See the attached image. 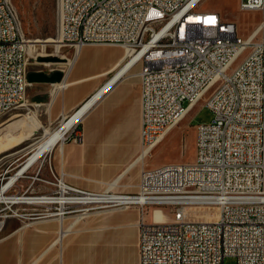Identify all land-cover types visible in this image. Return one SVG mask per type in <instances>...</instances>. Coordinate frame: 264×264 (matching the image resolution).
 Returning a JSON list of instances; mask_svg holds the SVG:
<instances>
[{
	"label": "built area",
	"instance_id": "1",
	"mask_svg": "<svg viewBox=\"0 0 264 264\" xmlns=\"http://www.w3.org/2000/svg\"><path fill=\"white\" fill-rule=\"evenodd\" d=\"M203 1L56 0L60 50L118 46L120 67L140 65L141 151L151 153L185 118L197 92H211L214 117L198 126L194 163L143 167L136 193L87 190L55 177V191L30 197L36 206L52 200L62 214L137 207L139 264H225L227 257L264 264V50L251 49L238 63L250 40L219 13L200 10ZM239 7L261 13L264 34V0ZM29 48L12 0H0V117L25 102ZM226 62H236V76L222 74ZM79 124L64 142L83 141ZM165 207L170 221H145L147 210ZM12 216L0 215V232Z\"/></svg>",
	"mask_w": 264,
	"mask_h": 264
},
{
	"label": "rangeland",
	"instance_id": "2",
	"mask_svg": "<svg viewBox=\"0 0 264 264\" xmlns=\"http://www.w3.org/2000/svg\"><path fill=\"white\" fill-rule=\"evenodd\" d=\"M12 2L19 16L22 31L31 45V48H29L28 73L45 72L50 74L55 70H61L59 72L65 74L69 69L68 63L72 60L75 49L73 47H63L57 52L54 43L44 42L48 39L56 38V0H12ZM240 2L241 0H204L199 9L219 13L224 20L230 21L237 26L238 35L241 38L247 39L260 25L262 15L259 11H241ZM102 46L113 48L107 51L109 53H120L123 51L118 46ZM250 50L251 48L249 47L240 56L238 63L248 55ZM45 55L59 56L66 58V61L54 63L39 62L37 58ZM80 60L81 58L77 62ZM139 70L140 65L135 67V71ZM53 89V85L49 83L31 84L28 88L25 102L17 109L0 117V140L9 132L18 137H23L31 132L22 142L0 153V184H6L11 176L18 173L38 143L43 139L45 134L44 123L49 115L42 103L51 99ZM208 98L209 95L205 97V100L194 105L182 122L171 128L166 134H163L153 151L144 159L143 164L138 163L119 180L118 186L122 185L124 187H117L114 191H131L132 188L125 187H132L139 182L143 167L154 168L171 163H194L197 157L198 126L201 123L212 121L214 117L212 111L205 103ZM28 117H34L41 127L32 130L31 126L33 125L28 121ZM55 127L57 125L52 126V128ZM15 139L19 138L15 137ZM50 154L51 151L45 153L25 174L21 175L15 186L7 192V195L32 197L38 194H49L56 190L53 185L56 181L55 177H61L69 184H78L75 186L83 189L105 190L124 171H75L71 172V178H66L64 173L60 176L59 172L53 169ZM96 158L97 156H94V159ZM41 164L42 168L39 170ZM94 166L97 167L98 164L95 162ZM31 185L33 189L27 191ZM5 207V204L0 203V211ZM57 208L59 206L53 204L41 206L16 204L12 207L13 211L4 210L0 212V215H13L5 221L0 232V240L7 237V232L25 227L7 240L8 242L24 243L29 246V256H25V252H19L24 254L23 260L21 259L15 264H53V261L58 264L62 247H58V245L51 247V245L57 236L60 218H63V227H68L70 230L73 227L75 229L64 239V243H67L69 239H76L73 245L74 248H78L75 264H81L79 262L80 258L84 256L88 258L94 254L99 238H101L102 248L108 251L106 259L109 264H138L137 240L128 234L129 231L126 232L128 235L125 236V239L120 238L118 226H116L117 221L110 214L123 210L130 214L128 218L132 221H140V211L137 207L133 206L121 210L106 209L88 213H66L62 216L58 215L61 211ZM16 212L23 215V217L14 216ZM36 213H50V215L37 216ZM171 213L172 209L169 207L161 210L149 209L146 211L145 221L151 222L153 219L154 222H168L172 218ZM82 238H86V241L83 242ZM95 243L96 247L93 245ZM83 249H86V251ZM44 254L46 255L43 257ZM39 256H42V259L38 261ZM225 264H238V260L236 257H227Z\"/></svg>",
	"mask_w": 264,
	"mask_h": 264
},
{
	"label": "crops",
	"instance_id": "3",
	"mask_svg": "<svg viewBox=\"0 0 264 264\" xmlns=\"http://www.w3.org/2000/svg\"><path fill=\"white\" fill-rule=\"evenodd\" d=\"M112 49L104 46H84L79 48L77 52L75 51L73 53L74 59L69 61L68 65L70 67L63 74L61 82L52 84L54 89L51 93V99L45 101L42 105L45 106V111L49 115L44 123V133L46 134L58 128L64 118L67 117L61 125L84 104L87 105L93 101L78 121L80 122L79 129L83 141L81 143L59 141L51 150L50 158L53 169L59 172L60 176L64 173L66 178H71V172L75 171L105 170L122 172L124 170L109 184L108 187L114 190L117 187H124L122 185L118 186L119 180L134 166L138 163L143 164V162L135 164L141 154L140 70L135 71L134 67L126 69L127 71H124V73L121 72L122 66L119 65L123 61L124 52H107ZM80 58L81 60L77 62ZM100 92L102 93L97 99L96 95ZM92 97L93 99H91ZM28 121L33 125L31 126L32 130L41 127L34 117H28ZM53 125H57V127L52 128ZM29 133L23 137L10 134L24 140ZM94 156H97V158L94 159ZM95 162L98 164L97 167L94 166ZM138 183L132 187H125L132 188V190L122 193H136ZM110 214L117 221L116 226H118L120 238L125 239V236L129 234L138 241L139 220L132 221L128 218L130 214L123 210ZM24 228L23 226L19 229H13L6 233L7 237L1 239L0 264L19 262L24 256V254L19 253L21 251L25 252V256H29L30 249L27 244L7 241L12 235L17 234ZM73 231H75L74 227L70 230L68 227L62 228L60 226L57 230L54 241L64 234L61 242L54 245L62 247L58 264H75L78 248H74L73 245L76 239H69L67 243H64V239ZM127 231H129L128 234H126ZM100 239L97 240L98 245L95 248V255L80 258L79 262L81 264H109L106 259L108 251L102 248ZM82 241L85 242L86 238H82ZM93 245L96 247V243ZM83 250L86 251V249ZM40 259H42V256H39L38 261ZM52 263L55 264L54 261Z\"/></svg>",
	"mask_w": 264,
	"mask_h": 264
},
{
	"label": "bare ground",
	"instance_id": "4",
	"mask_svg": "<svg viewBox=\"0 0 264 264\" xmlns=\"http://www.w3.org/2000/svg\"><path fill=\"white\" fill-rule=\"evenodd\" d=\"M258 35H260V36H258ZM246 40H250V47L252 50H264V34H263V23H262V21H261L260 25L256 28V30L251 35H249ZM44 42L45 43H53L55 41H54V39L51 38V39H48ZM55 47H56L57 52H59L60 51L59 44H55ZM30 48H31V45H30ZM73 59L74 58H72V60ZM71 66H73V65H71ZM131 66H132V62H130V63L126 62L122 65L120 71L124 73V71L126 72L129 68H131ZM222 74L224 76H236V74H237L236 62H226L225 65L222 67ZM59 83H57V84H59ZM102 92H104V90H102ZM102 92H100L98 95H96L97 99ZM207 95H209V98L205 101V103H206V106H208L210 108V106L212 105L211 92H197V95L195 98V105L198 102L205 100V97ZM91 99H93V97ZM92 102L93 101L89 102L87 105L84 104L66 122H64L62 125L60 124L61 126L59 125L58 128H56L53 131H49L44 135L43 139L38 143L37 147L35 148V150L31 154V156L27 159V161L24 163V165H22V167L19 169L18 173L11 176L6 184L3 183L4 185L2 184V186H0V203H4V204L8 205V207L10 209H12V207L16 204H33V203H35V200L33 198H30L27 196L7 195V192L15 183L18 182L19 177L21 175L25 174V172H27L45 153L51 151L59 141L63 142V140L66 137L68 130L70 128H72L76 123H78L80 117L83 115V113H85V111L88 109V107H90ZM179 123L180 122L174 123L172 125V128L177 126ZM170 129H167L164 134H166ZM22 140H23V138L15 139V137L10 133L5 134L4 137L0 140V153L12 148L13 146L20 143ZM149 154H150L149 152L141 151V154H140L139 158L135 161V164L138 162H143V160ZM106 190L114 191L112 188H109V187ZM114 192H116V191H114ZM110 201H119V193H110ZM36 203L53 204L54 202L52 200H45V201L43 200L40 202L36 201ZM115 210H121V209H115ZM52 215H56V214H52ZM58 215L62 216L63 214L60 213ZM59 222H60V226L63 228V218H60ZM1 225H2V222H0V227H1ZM63 237H64V234H62L60 237H58L54 242H52L51 247L55 244H59Z\"/></svg>",
	"mask_w": 264,
	"mask_h": 264
},
{
	"label": "water",
	"instance_id": "5",
	"mask_svg": "<svg viewBox=\"0 0 264 264\" xmlns=\"http://www.w3.org/2000/svg\"><path fill=\"white\" fill-rule=\"evenodd\" d=\"M37 59H38L39 62H42V63H51V62L54 63V62L66 61V58H62V57H59V56H53V55H49V56L45 55V56L38 57ZM59 71H61V70H55V71H53L50 74H47L45 72H30L27 75V82L30 85L31 84H41V83H49V84L59 83L63 79V74L61 72H59ZM66 118H64L62 120V122ZM63 142H64V140H63Z\"/></svg>",
	"mask_w": 264,
	"mask_h": 264
}]
</instances>
